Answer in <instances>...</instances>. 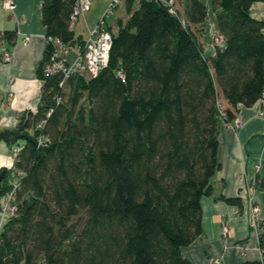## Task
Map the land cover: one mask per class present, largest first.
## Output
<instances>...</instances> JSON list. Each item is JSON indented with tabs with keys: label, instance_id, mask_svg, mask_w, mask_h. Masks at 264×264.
I'll list each match as a JSON object with an SVG mask.
<instances>
[{
	"label": "trees",
	"instance_id": "1",
	"mask_svg": "<svg viewBox=\"0 0 264 264\" xmlns=\"http://www.w3.org/2000/svg\"><path fill=\"white\" fill-rule=\"evenodd\" d=\"M74 3L43 0L42 21L48 39L81 50L70 29ZM255 3L264 0H211L223 44L206 57L197 36L204 0H138L135 9L129 0L106 65L62 87L60 74L43 72L48 41L39 104L21 118L22 142L10 146L22 175L0 264H193L181 248L202 234L200 201L220 168V120L264 99ZM2 168L0 196L10 190ZM259 247L261 260L239 264H264V233Z\"/></svg>",
	"mask_w": 264,
	"mask_h": 264
},
{
	"label": "crops",
	"instance_id": "2",
	"mask_svg": "<svg viewBox=\"0 0 264 264\" xmlns=\"http://www.w3.org/2000/svg\"><path fill=\"white\" fill-rule=\"evenodd\" d=\"M42 1L14 0L15 7L10 10L0 0V130L15 129L27 111L36 109L41 98L42 81L37 71L49 40L42 21ZM204 1L208 17L204 31L197 36L207 57L214 54L212 34L217 33V23L211 0ZM108 4L109 0H91L90 8L73 26L75 36L85 40L88 29L96 26ZM137 5L138 0H132L131 8ZM129 6V0L119 1L106 21L111 33H116L127 19ZM250 13L264 20V3L253 4ZM3 51L10 53L9 62L2 60ZM77 52L72 48L70 57ZM220 102L228 106L224 99ZM237 118L238 128L233 127V120L228 124L220 120V168L211 179L212 194L200 201L202 234L181 248V255L193 264H239L262 259L259 240L264 222L258 226L253 222L251 206L256 203L264 208V99L251 107L238 106ZM13 150L0 141V168ZM224 224L229 228L227 236L221 234Z\"/></svg>",
	"mask_w": 264,
	"mask_h": 264
},
{
	"label": "built area",
	"instance_id": "3",
	"mask_svg": "<svg viewBox=\"0 0 264 264\" xmlns=\"http://www.w3.org/2000/svg\"><path fill=\"white\" fill-rule=\"evenodd\" d=\"M109 5L105 10L104 14L100 17L96 26L92 29H88V36L84 40L83 47L81 50L70 57L71 50L64 44L60 39L54 38L48 41L52 42L53 50L48 60L43 64V72L46 75L60 74L62 81L59 85L62 87L64 81L71 76H81L84 78L94 77L98 74L100 69L106 65L109 49L112 41V33L107 28V19L113 14L116 6L120 0H109ZM165 4L172 6L174 0H161ZM2 5L4 8L13 10L15 7L14 0H3ZM91 0H75L73 10L70 15V29H73L75 22L78 17L84 15V13L90 8ZM171 12L174 10L171 8ZM213 46L222 45L223 39L217 33L212 34ZM2 60L9 62L11 60L10 53L3 51ZM61 98H57V102H60ZM222 115V113H221ZM228 124V123H227ZM240 126V120L236 118L233 120V127L238 128ZM18 149L13 150V156L15 157ZM258 169L259 165H255ZM11 171L8 173L10 190L4 194L8 196V202L6 207L10 214L13 215L16 207L14 204V193L19 187L21 172L15 170L13 166H8ZM264 208L259 204L252 203L251 206V217L253 222L258 226L264 222ZM4 228V227H3ZM3 229L0 231V235ZM221 234L223 236L229 235V228L226 224L222 226ZM218 263V261H217Z\"/></svg>",
	"mask_w": 264,
	"mask_h": 264
},
{
	"label": "rangeland",
	"instance_id": "4",
	"mask_svg": "<svg viewBox=\"0 0 264 264\" xmlns=\"http://www.w3.org/2000/svg\"><path fill=\"white\" fill-rule=\"evenodd\" d=\"M108 5H107V7H108ZM107 7H106V9H107ZM28 131L30 133H32L33 129L32 128H29ZM19 142H22V140L19 139ZM10 146H12V145H10ZM14 158L15 157L13 156V152L11 151V153L9 154V156L7 155L6 159L4 160V162H6V165H3V166H6L5 168H7L8 173L11 172L8 169V166H11L13 164ZM7 181L9 182V176L7 177ZM7 202H8V196H5V195L0 196V231L3 229L5 223L8 221V219L13 216V215L10 214L9 210H7L8 209L6 207Z\"/></svg>",
	"mask_w": 264,
	"mask_h": 264
},
{
	"label": "water",
	"instance_id": "5",
	"mask_svg": "<svg viewBox=\"0 0 264 264\" xmlns=\"http://www.w3.org/2000/svg\"><path fill=\"white\" fill-rule=\"evenodd\" d=\"M26 122H22L15 129H3L0 130V141H3L7 145L14 144L18 139L23 138L24 134L22 130L25 128ZM5 169H0V182L3 179Z\"/></svg>",
	"mask_w": 264,
	"mask_h": 264
},
{
	"label": "flooded vegetation",
	"instance_id": "6",
	"mask_svg": "<svg viewBox=\"0 0 264 264\" xmlns=\"http://www.w3.org/2000/svg\"><path fill=\"white\" fill-rule=\"evenodd\" d=\"M3 167H6V166H3Z\"/></svg>",
	"mask_w": 264,
	"mask_h": 264
}]
</instances>
